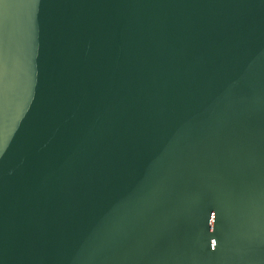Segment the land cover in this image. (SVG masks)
<instances>
[{"label": "water", "instance_id": "1", "mask_svg": "<svg viewBox=\"0 0 264 264\" xmlns=\"http://www.w3.org/2000/svg\"><path fill=\"white\" fill-rule=\"evenodd\" d=\"M0 264H264V0H0Z\"/></svg>", "mask_w": 264, "mask_h": 264}]
</instances>
